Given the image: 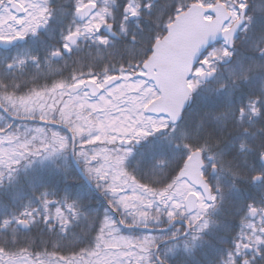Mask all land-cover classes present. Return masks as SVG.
<instances>
[{"label": "snow or ice", "instance_id": "obj_1", "mask_svg": "<svg viewBox=\"0 0 264 264\" xmlns=\"http://www.w3.org/2000/svg\"><path fill=\"white\" fill-rule=\"evenodd\" d=\"M0 264H264V0H0Z\"/></svg>", "mask_w": 264, "mask_h": 264}]
</instances>
